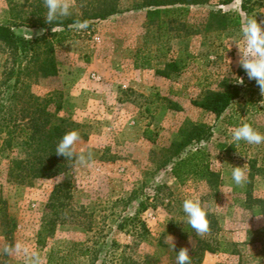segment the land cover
I'll use <instances>...</instances> for the list:
<instances>
[{
	"label": "rangeland",
	"instance_id": "obj_1",
	"mask_svg": "<svg viewBox=\"0 0 264 264\" xmlns=\"http://www.w3.org/2000/svg\"><path fill=\"white\" fill-rule=\"evenodd\" d=\"M144 1L118 0L120 13L87 30L77 22L87 0H68L70 15L52 22L69 23L54 43L57 74L33 73L27 90L47 112L80 125L76 152L90 160L81 165L74 158L61 174L29 180L11 165L31 150L18 130L12 138L7 124L1 128L0 264H33V255L36 264L99 263L104 255L106 264H118L120 254L135 264H177L181 248L199 259L191 264H264V144L231 139L242 123L264 134V95L232 43L243 47L240 29L249 18L264 28V0H207L151 19L137 6ZM46 13L44 0H0V23H23L20 32ZM212 13L239 24L220 28ZM169 60H178L180 70L157 75ZM239 78L240 96L222 115L199 106L208 90ZM194 126L210 135L188 142ZM233 166H243L244 185L234 184ZM186 198L200 200L207 233L186 222ZM17 243L27 254L5 251ZM204 243L230 252L202 250Z\"/></svg>",
	"mask_w": 264,
	"mask_h": 264
},
{
	"label": "trees",
	"instance_id": "obj_2",
	"mask_svg": "<svg viewBox=\"0 0 264 264\" xmlns=\"http://www.w3.org/2000/svg\"><path fill=\"white\" fill-rule=\"evenodd\" d=\"M206 1L146 0L137 6L147 8L146 16L151 19L154 15L164 14L165 16H169L175 11L185 12L188 9L183 5L201 4ZM232 1L225 0L223 3L228 4ZM87 2L77 21L86 23L87 30L92 28L94 22L121 12L118 0H87ZM212 16L216 19V23L220 28L232 27L239 24V20L235 17L216 13H212ZM22 24L15 23L14 25H9L0 23V46L4 52H7L0 79V131L7 124L10 128L9 135H15L16 130H18L17 133H21L22 142L31 150V153L27 158L14 159L11 165V172L16 171L19 176L26 175L29 176V180H32L52 177L66 171L74 158L65 159L63 156L57 155L55 153L56 145L68 131L76 130L79 132L80 137L83 136V133L79 130L80 125L75 121L69 118L57 117L47 112L44 105L38 100V97L27 90L28 83H26V79L39 71L47 75L57 74L54 43L66 36L69 23L62 22L51 25L44 20L28 21L23 25L26 29L20 32L18 28ZM56 26H60L61 29H56ZM36 27L40 29L35 31ZM180 68L178 60H169L165 62L163 68L156 69L155 73L159 76L168 77L171 73L178 72ZM242 80V84L236 81L221 90H208L199 106L219 117L240 96L244 85V78ZM19 104L18 113L21 114L23 119L17 121V115H12ZM1 115H11L13 118L4 119L1 118ZM12 135L10 136L12 137ZM209 135L210 131L208 129L194 126L188 132L187 141L195 140L200 142V140ZM4 142L10 144L11 138L5 139ZM181 163V161H178L172 167L176 176H179L177 174V167ZM260 204H263L264 210V201H260ZM218 244H221V242H218ZM202 250L215 252L220 249L204 243ZM220 251L230 252L226 248ZM87 253H90V251L84 250L81 254ZM190 260L196 263L199 262V259H193V257H190ZM118 262V264H135L125 254L119 255ZM50 263L51 258L48 260V264ZM89 264H106L105 255L99 263H96V259H93Z\"/></svg>",
	"mask_w": 264,
	"mask_h": 264
},
{
	"label": "clouds",
	"instance_id": "obj_3",
	"mask_svg": "<svg viewBox=\"0 0 264 264\" xmlns=\"http://www.w3.org/2000/svg\"><path fill=\"white\" fill-rule=\"evenodd\" d=\"M47 13L46 23L51 24L59 17H67L70 15V3L68 0H44ZM86 23H80L79 28H86ZM243 39V47L232 41L239 50L238 63L246 72L250 80H255L258 84L261 94L264 95V28L257 22L255 18L247 19L240 29ZM237 83L242 84L243 80L239 78ZM81 137L78 131L71 130L66 132L56 145L55 153L63 156L65 159L75 158L79 164L87 165L90 160V154L85 156L83 153L77 154L76 145ZM231 139L234 143L245 142L249 145L264 144V134L254 129L249 123H242L235 126L231 132ZM232 180L235 185L242 186L247 182L246 173L243 166H233ZM182 211L185 215L186 222L194 229L197 234L203 235L209 231V222L207 212L202 207L199 199L186 198L182 202ZM173 245V244H172ZM174 247V245H173ZM6 252L15 251L20 253L23 251L27 254V249H23L22 245L17 243L12 249H5ZM33 264H36V258L31 257ZM177 264H191L188 250L181 248L177 252Z\"/></svg>",
	"mask_w": 264,
	"mask_h": 264
}]
</instances>
